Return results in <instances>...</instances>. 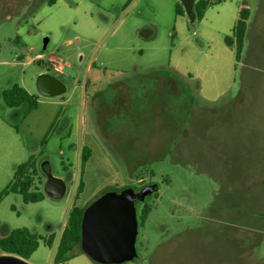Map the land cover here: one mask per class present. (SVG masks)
I'll list each match as a JSON object with an SVG mask.
<instances>
[{"label": "rangeland", "instance_id": "374dc122", "mask_svg": "<svg viewBox=\"0 0 264 264\" xmlns=\"http://www.w3.org/2000/svg\"><path fill=\"white\" fill-rule=\"evenodd\" d=\"M209 1L190 23L179 0H0V192L30 158L43 192L28 203L3 195L0 221L40 236L29 262L99 264L83 252L53 262L69 208L157 183L136 203L137 257L119 264H264V0ZM44 72L62 94L38 91ZM14 84L35 109L5 104ZM43 160L67 184L59 199L43 191Z\"/></svg>", "mask_w": 264, "mask_h": 264}, {"label": "water", "instance_id": "95a60500", "mask_svg": "<svg viewBox=\"0 0 264 264\" xmlns=\"http://www.w3.org/2000/svg\"><path fill=\"white\" fill-rule=\"evenodd\" d=\"M190 23L196 21L194 3L196 0H179ZM38 91L45 96L62 94L66 87L54 75L40 73L36 80ZM44 171L46 177L43 191L53 199L63 197L67 184L61 177L53 175L48 160ZM157 183H147L137 191L124 187L120 191H106L90 202L81 217L80 248L93 262L119 264L137 257L136 238L138 220L136 202H143L147 196L158 190ZM0 264H32L27 259L10 253H0Z\"/></svg>", "mask_w": 264, "mask_h": 264}, {"label": "trees", "instance_id": "16d2710c", "mask_svg": "<svg viewBox=\"0 0 264 264\" xmlns=\"http://www.w3.org/2000/svg\"><path fill=\"white\" fill-rule=\"evenodd\" d=\"M210 4L209 0H196L194 3V11L196 20H200L207 6ZM178 13H183L182 8L177 9ZM248 17V10L242 7L239 10V17L234 26V37L236 42V59H239L242 48V43L246 29V19ZM227 45H232V40L229 36H225ZM2 99L9 107H18L26 103L24 112L35 109L38 105L37 97L29 93L24 87L14 84L10 88L1 92ZM90 156V149L83 146L81 150L80 162V177L76 188V197L82 191L83 171L85 163ZM35 161L32 158L20 163L16 166L12 181L7 188L0 192V200L3 195L9 192L20 193L25 203L39 201L43 198V192L35 185ZM73 204L68 212L65 225L61 231L59 241L53 255L54 263H62L74 257L77 252H82L80 248L81 239V217L84 208ZM149 211V206L144 205L141 209L140 217L144 218ZM54 233L49 234L44 242L47 246H51L54 240ZM40 236L30 231L26 227H18L9 229L0 221V253H10L28 260L30 255L37 249L39 245Z\"/></svg>", "mask_w": 264, "mask_h": 264}, {"label": "crops", "instance_id": "0c3cea01", "mask_svg": "<svg viewBox=\"0 0 264 264\" xmlns=\"http://www.w3.org/2000/svg\"><path fill=\"white\" fill-rule=\"evenodd\" d=\"M242 8V7H241ZM240 8V9H241ZM149 34V33H148ZM147 34V35H148ZM49 60V62H51L52 61V57H49L48 58ZM52 65H53V63H52ZM88 68H89V65L87 66ZM56 69V71H59V72H61V69H62V67L61 68H55ZM103 140V142L102 143H105L106 144V141H105V139H102ZM112 141H113V143H116L113 139H111ZM76 195V194H75ZM73 204H75V203H73ZM72 204V205H73ZM77 206H80V205H78V204H76ZM71 208V207H70ZM70 208H69V210H70ZM69 210H68V212H69ZM68 215V214H67ZM64 225H65V223H64ZM64 225H63V227H64ZM63 227L61 228V231H62V229H63ZM61 231H60V233H59V235H58V237H56V239H55V236H54V239L56 240V242H55V248L57 247V244H58V241H59V237H60V234H61ZM53 242H54V240H53ZM53 242H52V244H53ZM52 246V245H51ZM56 250V249H55Z\"/></svg>", "mask_w": 264, "mask_h": 264}, {"label": "flooded vegetation", "instance_id": "af4514ba", "mask_svg": "<svg viewBox=\"0 0 264 264\" xmlns=\"http://www.w3.org/2000/svg\"><path fill=\"white\" fill-rule=\"evenodd\" d=\"M48 169V164H43L42 167H41V171L43 172L44 174V171ZM137 203V202H136Z\"/></svg>", "mask_w": 264, "mask_h": 264}, {"label": "built area", "instance_id": "2783aa9c", "mask_svg": "<svg viewBox=\"0 0 264 264\" xmlns=\"http://www.w3.org/2000/svg\"><path fill=\"white\" fill-rule=\"evenodd\" d=\"M52 63H53V67H55V68H59L60 67V65L55 64L56 63L55 59H52Z\"/></svg>", "mask_w": 264, "mask_h": 264}]
</instances>
